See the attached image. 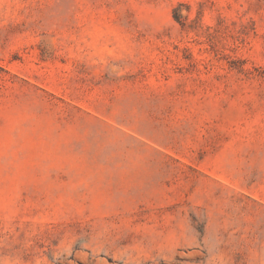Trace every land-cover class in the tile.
<instances>
[{
  "label": "rangeland",
  "instance_id": "rangeland-1",
  "mask_svg": "<svg viewBox=\"0 0 264 264\" xmlns=\"http://www.w3.org/2000/svg\"><path fill=\"white\" fill-rule=\"evenodd\" d=\"M0 264H264V0H0Z\"/></svg>",
  "mask_w": 264,
  "mask_h": 264
}]
</instances>
